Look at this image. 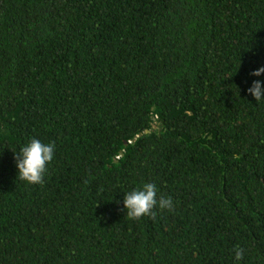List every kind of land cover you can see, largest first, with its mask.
<instances>
[{"label":"trees","instance_id":"trees-1","mask_svg":"<svg viewBox=\"0 0 264 264\" xmlns=\"http://www.w3.org/2000/svg\"><path fill=\"white\" fill-rule=\"evenodd\" d=\"M260 66L264 0H0V264H264Z\"/></svg>","mask_w":264,"mask_h":264},{"label":"clouds","instance_id":"clouds-1","mask_svg":"<svg viewBox=\"0 0 264 264\" xmlns=\"http://www.w3.org/2000/svg\"><path fill=\"white\" fill-rule=\"evenodd\" d=\"M264 74V66L253 70L250 75L261 76ZM247 91L256 101L264 99V82L254 80ZM15 153V152H14ZM55 155V143H43L37 138H32L21 147L19 153H15V160L18 169L17 179L28 184H43L44 176L48 170V165ZM126 217L131 220H139L143 216L155 218L156 208L160 210H174L172 197L160 195L157 198V188L153 183H144L130 192L125 193L123 200ZM236 261H240L244 256V249L237 246L234 250Z\"/></svg>","mask_w":264,"mask_h":264}]
</instances>
